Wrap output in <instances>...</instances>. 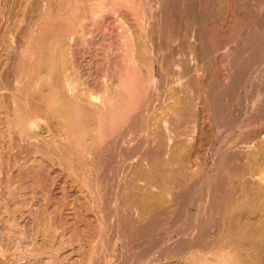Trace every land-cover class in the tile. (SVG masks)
Masks as SVG:
<instances>
[{
  "label": "rangeland",
  "instance_id": "374dc122",
  "mask_svg": "<svg viewBox=\"0 0 264 264\" xmlns=\"http://www.w3.org/2000/svg\"><path fill=\"white\" fill-rule=\"evenodd\" d=\"M114 1L115 0H105L102 8L109 9ZM176 1H178L177 5L180 9L178 14L170 11L168 13L170 16L165 15L162 13L161 7L158 6L157 9H160V12L156 11L157 15H155L154 25H156L155 28L158 29L157 35H159L157 40H160V42L164 44V58L162 60L163 71L157 75V85L160 86L159 88H167V80L174 73V68L171 63V50L178 40L176 35L171 31V28L176 24L181 25L183 29L182 33L185 31L189 34H187L189 43L185 48V62L187 68H189L188 77L190 80L195 81L202 93V97L197 103L198 111L201 112H199V115L201 114L200 121L202 123L199 122L196 125L194 139L200 142V140L205 141L212 137L213 139H217V142H219V140L230 141L237 132V135L242 131L243 134L246 133V130H239V128L234 130L235 134L231 133V135H229V133H227L231 126L238 125L240 122H243L242 124L250 123L247 126L248 128L252 126L254 129H257L254 131L263 132L264 123L261 122L263 121L262 118H264V8L262 9L264 0H256L258 2H252L254 0ZM133 2L136 3L135 0H125V4L130 6ZM93 3L94 2L90 3L92 5L89 4L90 11L95 8V4L93 6ZM252 3L255 4L252 5ZM107 4H110V6H106ZM47 5L48 2H46V0H0V238L4 240V247L7 249L5 252L7 255H3V257L0 255V264H92V261L88 260L90 254L95 253V256L99 255V258L103 257L102 259H107L112 252L111 249L115 247L117 241L116 247L119 250L115 252L116 255L115 258L112 259L113 262L109 261L108 263H103L125 264V260L127 259V264H131L137 258L142 259L145 257L144 255H139L140 257L134 259L133 255L137 256L138 249L141 250L144 246L150 245V240L146 236L147 239H145L143 235L136 238L137 240L135 238L132 240L130 239V243H127L128 250L125 256L129 254L132 255L123 259L124 256L121 255L124 250L121 245L123 241V236L121 235V230L123 228L121 222L123 219L122 216L130 212L134 218L139 217L138 205L131 206L128 200V197L132 196V193L135 192L132 188H129V186L133 183L140 187L144 185L145 189H151L150 191H154L153 193L156 194H163V196L169 200L171 197L170 182H167L165 186H161L162 181H160L159 175L153 171L155 169L152 166L151 160L156 157H158L156 158L157 161L160 160L165 163L167 160H170L168 161L170 163L168 167L171 169L175 168L177 164L170 159L173 150L175 148H181V152L189 154L191 152L190 147L192 146V141L189 139V132L179 136L175 135L171 130L165 131L162 128L157 129V131L153 129L150 130V132L144 130L140 135L142 136L143 133L146 135L143 134L142 137L139 135L137 139L133 132L141 125V122L133 116V113H130V115H127L128 117L125 118V125L123 123L120 127H115L113 124L110 126V123L106 121V124L104 122L102 126V130H96V132L100 131L99 133L102 134L100 143H102V141L103 143L99 146L103 152L102 155L98 156L95 163L96 169L98 170V168H100V171L98 172L96 170L95 172L94 169L88 170L89 167H94L89 163L88 166L81 167L79 160L74 155V149L78 148L77 146L80 145V139H78L80 138V130H77L78 132L70 130V135L68 137L65 131L68 130V128L65 126L64 129H62L60 127L61 125L57 126V119L46 116V114H40L41 117L38 115V118L40 117L42 121L40 118H35V116L33 119L27 121V125L24 128H21L18 123L17 114L16 112L14 113L15 107L13 106V98L10 97V95L11 92L16 91L18 87L22 88V86L29 82L32 84H34V81L38 82L35 83L33 87L40 86L41 84V80H38L36 77V69H40L42 65L41 68L46 66L44 65L46 63V58L42 65L38 64L40 62L36 63V61L38 55L44 56L42 52L46 49L44 51L41 50L40 53L39 49L36 51L37 49L35 48H37V46L35 45V48H33L35 49L34 56L31 54L33 53L31 52V47L33 46L30 45L29 51L28 44H31L29 37L30 40H32L41 35L39 32L40 26L45 25V22L49 19L45 14L46 12L48 14L47 8H49V5ZM255 6L258 9H256ZM86 20L87 21L82 23L83 28L85 32H90L91 30L90 35L87 33V36L85 34L84 37L75 38L71 41L70 46L72 47L69 48L70 50L64 54H66L65 56L67 57L70 55L68 59L69 61L71 60V65H76L72 66L73 69H77V71L80 70V73L83 72H81L82 68L83 70H88V72L91 73L90 76L92 79L91 77L87 78L89 81L92 80L90 82H94L96 81L95 78L101 79L102 77H107L109 71L112 69L110 68V66L112 67V63L110 64V62L114 60L112 57L114 56L113 58H116V54L121 51V46H119L120 44L118 43L119 36L114 29V27L117 28L120 23L117 22L118 24L113 27L110 26L112 24L111 21H109L111 24L108 23V19L106 21L109 26L105 21L93 24L90 17ZM168 20L169 22H167ZM147 22H149L148 19H146V24ZM170 22L172 24H170ZM95 26L97 28H95ZM101 26H103L104 29L101 28ZM105 26H107L106 29ZM224 26H226V28ZM98 27L100 28L98 29ZM92 29L95 32H93ZM127 30L128 26L125 22V40L130 42L134 39V35L130 30ZM248 31H253L254 33ZM240 35L242 37H240ZM83 38H85V40ZM241 38L245 39L243 43L242 41L244 39L242 40ZM240 39L241 42H239ZM76 40H79L81 43ZM83 40L84 42H82ZM114 42L115 45L113 44ZM210 42L212 44H209ZM76 47L77 49H74ZM112 48L114 50L113 52ZM226 49L228 50L226 51ZM106 53L109 56H107ZM125 53H128L126 49ZM64 54L60 52L59 56L63 57ZM30 56H34V61L30 59ZM71 58L75 59L72 60ZM126 58L127 55H125V59ZM225 61L226 63H224ZM77 63L79 64L77 65ZM36 65L40 66L36 67ZM106 65L108 67H106ZM226 66L227 68L224 71ZM167 69L168 72L166 71ZM253 75L254 78L252 77ZM249 78L258 81L253 82V80ZM158 80L161 81L159 82ZM250 80L253 84H250ZM150 82V79L145 80V94H143L142 99L139 101L140 104L146 103L155 92L154 85L152 82L150 84ZM184 98L185 95L183 93L177 94L174 96V103L171 102L170 104L179 107V105L181 106L183 104ZM12 111L16 116L13 115ZM167 116L169 121H174L177 117H175V115L173 116L174 118L169 115H166V117ZM212 121H214V123ZM215 121L219 123H215ZM209 124L213 126H209ZM104 125H107L105 128H108L105 129ZM211 126L212 129L210 130ZM258 128L260 130H258ZM124 131L126 134L128 133L127 135L129 136L127 138L126 135L125 139H127L128 142L131 140L130 142L132 144L131 145L130 142L128 143L129 145L125 143V149L130 148L126 154L131 155L134 152L136 153V157L125 161V166L119 167V162L115 160L116 155H118L116 154L118 153V147L114 145L112 138ZM105 133H107V135ZM76 134H78V136ZM214 135L216 138L213 137ZM201 136H203V138ZM104 137L106 141L103 140ZM156 147H159L158 151H156ZM114 149H116V151ZM104 150L106 151L104 152ZM193 153L192 155L195 158L190 155L192 157L190 159V165L192 166L191 169L193 168V175L198 176L201 172L202 164L204 168L207 169L215 159L213 158V153L206 150L205 147L199 146V150ZM106 154L108 158L103 157V155L106 156ZM110 157H112V160H110ZM192 159H195L196 163L194 160L192 161ZM68 161H70V164ZM102 161L106 163L103 164ZM149 167L151 170H149ZM113 170H117L115 173L118 175L115 174ZM111 172H113V174ZM224 175V178L227 180V173L225 172ZM110 176L111 178L114 176L113 180ZM151 176H155V179L150 183L149 179H151ZM144 180L145 182H143ZM108 181L112 182V184H107L110 183ZM254 181L257 184H262V182H259V178H254ZM158 183L161 184L160 189L158 188ZM156 184H158V187H156ZM152 187L154 188L152 189ZM124 198L126 202L123 203L122 201H124ZM253 208V210L256 211L260 209L264 211V204L261 205L260 203V209L257 208L258 210L255 209V207ZM102 228L103 230H100ZM176 239L177 236L174 235L173 241ZM128 245H130V247ZM129 248H131V252ZM260 258V261L257 259L258 264L264 263L263 258ZM170 259L172 258L160 259V261H153L150 264H159ZM117 260L119 262H117ZM191 261L192 260L187 261L188 263L185 262L184 264H193L194 262L191 263Z\"/></svg>",
  "mask_w": 264,
  "mask_h": 264
},
{
  "label": "bare ground",
  "instance_id": "6f19581e",
  "mask_svg": "<svg viewBox=\"0 0 264 264\" xmlns=\"http://www.w3.org/2000/svg\"><path fill=\"white\" fill-rule=\"evenodd\" d=\"M104 1L105 0H46V2H48L49 6H47L49 8H47L48 14L47 12L45 14L49 19L47 22H45V25L40 26L39 32L41 35L39 34V37L36 36L38 38H33L32 40H30L29 37V41H31V44H28L29 51L30 45L33 46L31 47V52H33L31 54L33 55L35 49H37L36 51H38L39 49L40 53L41 50L44 51L46 49L44 52H42V54L44 53V56L38 55L36 61V63L40 62L38 64L42 65L44 59L46 58V63L44 65H46L47 67L45 66L46 68H41L43 66L42 65L40 69H36V77L38 80H41V84L40 86L33 87L35 83H38L37 81H34V84L29 82L26 85L22 86V88H19L16 85L19 89L17 88V90L11 92L10 95V97L13 98V106L15 107L14 113L16 112L17 114L19 125L21 126V128H24L27 125V121L33 119L35 116V118L39 119L41 117L40 114H46V116H50L53 117V119H57V126L61 125L60 127L62 129H64L65 126L68 128V130H65L67 132L68 137L70 135V130H80V138H78L80 139V145L77 146L78 148L74 149V155L79 160L81 167L88 166L89 163L94 167H89L88 170L94 169L95 172L97 170L95 163L98 159V156L102 155L103 152L99 146L103 143V141L102 143H100L102 134L99 133L100 131L96 132V130H102V126L104 122L106 124V121L110 123V126L111 124H113L115 127H120L123 123L125 125V118L128 117L130 113H133V116L141 122V125H139V127L133 132L135 133L136 138L137 136L139 138V135L144 130H148V132H150V130L155 129L157 131V129L161 128L165 131L171 130L175 135L179 136L183 134L185 135L187 134V132H189V139H191L192 141V146L190 147L191 152L189 154H184L183 152H181V148H175L172 152V155L170 156L171 161L177 164L175 168L171 169L168 167V165H170L168 161L170 160H167L166 163L161 162L160 160H158L160 161L158 162L156 159L158 157L151 160L152 166L155 169L153 171L157 175H159L160 181H162V185L159 184V182V187L158 184H156V187L160 189L161 186H165L167 182H170L171 197L169 200L168 198L164 197L163 194H156L153 193L154 191L151 192V189H145L144 185H141L143 187H140L137 184L133 183L129 186V188H132L135 192L132 193V196L128 197V200L130 201L131 206L138 205L139 217L137 216L138 218H134L133 215L130 214V212H127L122 216L123 219L121 222L123 228L121 230V235L123 236V241L121 242L120 240V242L122 247L124 248V250L122 251L123 254H121L122 256H124L123 259H125V257L127 256L132 255L126 254L127 256H125V253L128 250L127 243H130V239H136L139 238V236L143 235L144 237L146 236L150 240V245L144 246L141 250L138 249L136 254L137 256L133 255L134 257H132L134 259H136V257H140L139 255H144L145 257L142 259L137 258L135 261H133L132 258L131 260L133 262L131 264H150L153 261L157 262L158 260L160 261V259L164 260L165 258L169 257H171L172 259L163 263H158L184 264L185 262L188 263L187 261L192 260L191 263L194 262L193 264H258L257 259L259 260V258L262 257L264 260V211L260 209V203L261 205L264 204V131H254L257 129H254V127L252 126L249 128L247 127L250 124L249 122V124H242L243 122H240V124L238 125H235L233 127L231 126L230 130L228 129L229 132L227 131V133H229V135H231V133L235 134L234 130H236L237 128H239V130H246V133L243 134L242 131L239 133V135H237V132V136H233L234 138L230 141L219 140V142H217V139H213L212 137H210L208 138V140L204 141L202 139L203 141L200 140L199 142L198 140L197 142L194 139V132L196 131V125L199 122L202 123L200 121L201 114L199 115L200 111H198L197 104L198 100H200L202 97V93L197 87L195 81L190 80L188 77L189 68H187L185 62V48L188 46L189 43L187 36L188 33H186L185 31L184 33H182L183 29L181 25L176 24L177 26L173 25L171 28V31L176 35L178 42L176 41L177 43L172 47L171 50V63L172 67L174 68V73L170 78L168 76L169 79L167 80V88H159L160 86L157 85L156 79L157 75L163 71L162 60L164 58V44L160 42V40H157L159 35H157L158 29H156V25H154L155 15H157V12H160V9H157L158 6L161 7V11L165 15L170 16L168 14L170 11H173V13L178 14L180 11L177 5L178 1L135 0L136 3L133 2L134 4L132 3V5L130 6L128 4H125V0H115L113 4L111 3L112 6L109 9H103L102 5ZM258 1L254 0L252 2ZM92 2H94L93 6L95 4V8L90 11L89 4ZM253 4L255 3H252V5ZM108 5L110 6V4H107L106 6ZM258 6L261 7L260 5ZM263 8L264 6H262V9ZM256 9L258 8L256 7ZM88 17H90L91 22L93 24H97L101 21H105V23L107 24V19L108 23H110L109 21H111L112 24L110 23V26L113 27L118 24L117 22L120 23L118 24L117 28L114 27V29L119 36L118 43L120 44L119 46H121V51H118L119 53L116 54V58H113L114 56L112 57V59H114L112 60V62H110V64L112 63V67L110 66V68L112 69H109L110 71L107 77H102L101 79L95 78L96 81L94 82H90L92 80L89 81L87 77H91V73H89L88 70H83L82 65V73L79 72L80 70L77 71V69H73L72 66L75 64L71 65V60L69 61L68 59L70 55H68L67 57L65 56L66 54H64L67 53L68 50H70L69 48L72 47L70 46L71 41H73L75 38L84 37L85 34L87 36V33L90 35L91 30L90 32H85L82 24L84 23V21H87L86 19ZM145 18L149 20L147 24ZM125 22L128 26V30H130L131 33L134 35V39L130 42L125 40ZM167 22H169V20ZM170 24L172 23L170 22ZM96 26L95 28H97ZM224 27L226 28V26ZM99 28L100 27H98V29ZM101 28H103V26H101ZM106 28L107 26H105V29ZM93 32L95 31L93 30ZM240 37L242 36L240 35ZM114 38L113 40L115 41L116 38ZM83 39L85 40V38ZM241 39L239 42H241ZM84 40L82 42H84ZM76 41L80 42L79 40ZM244 41L245 39L242 41V43ZM113 44L115 45V42ZM209 44L212 43L210 42ZM35 45L37 46V48L34 47ZM74 49H77V47ZM125 49L128 53H125ZM227 50L228 49H226V51ZM113 51L114 50L112 48V52ZM60 52L64 54L63 57L59 56ZM125 55H127L126 59ZM34 56H30V59L33 60ZM107 56L109 55L107 54ZM224 63H226V61ZM78 64L79 63H77V65ZM38 66L36 65V67ZM106 67L108 66L106 65ZM226 68L227 66L224 68V71ZM166 71L168 72V69ZM252 77L254 78V75ZM148 79H150L152 84L154 85L155 92L152 94V96H150L146 103L140 104L139 101L142 99L143 94H145V80ZM251 80H253V82L258 81H254V79ZM251 80L250 84H253V82L251 83ZM182 93L185 95V98L182 102L183 104L181 106L179 105V107L174 106V104L171 105V102L174 103V96ZM14 113L13 115L16 116V114ZM38 115L40 116L39 118ZM166 115H169L171 117L175 115V117H177L174 121H169V118L168 116L166 117ZM262 119L263 121L261 123H264V118ZM212 122L214 123V121ZM216 122L217 121H215V123ZM210 125L212 124H209V126ZM106 126L104 125V128ZM212 126L210 130L212 129ZM258 130L260 129L258 128ZM78 134L76 135L78 136ZM105 134L107 135V133ZM127 134L124 131L120 134L115 135L112 138L114 145L118 147V153H116L118 155H116L115 160L119 162V167L125 166V161L136 157V153L134 152L131 155L126 154V152L130 148L125 149V143L129 145L128 143L131 141L130 140L128 142L127 139H125ZM105 137L103 138L104 141H106ZM128 137L129 136L127 135V138ZM201 137L203 138V136ZM213 137H215V135ZM194 142H196L198 145ZM199 146L205 147L206 150L212 152L215 161H213L207 169L204 168L202 164L201 172L199 173L200 175L198 174V176H194L192 170L193 168L191 169L192 166L190 165V159L192 158L190 155H192L193 152L199 150ZM159 147H156V151L159 150ZM116 149L114 150L116 151ZM106 150H104V152ZM103 157H107V154L106 156L103 155ZM193 158L195 157L193 156ZM110 160H112V157H110ZM193 160L194 162L196 161L195 159H192V161ZM68 162L70 164V161ZM102 162L103 164L106 163L104 161ZM99 169L100 168H98L97 170L98 172L100 171ZM149 170H151L150 167ZM113 171L114 173L117 172V170ZM225 172L228 176L227 180L224 178ZM111 173L113 174V172ZM113 177L111 178L110 176L112 180ZM150 178L151 179H149V182L151 183L155 179V176H151ZM254 178H259V182H262V184L255 183ZM143 182H145V180ZM107 184L111 185L112 182ZM153 188L154 187H152V189ZM122 202H126L125 198ZM253 207H255V209L258 208L260 210H253ZM100 230H103V228ZM174 235L177 236V239L175 241H173ZM146 237L145 239H147ZM117 243L115 244V247L111 249L112 252L109 257L107 256V259H102L103 257L99 258V255L95 256V253H92L90 254L88 260L92 261V264H104L103 262L108 263L109 261H112V259L115 258V252L119 250L116 247ZM4 246V240L0 238V255L2 257L3 255H7L5 253L7 249H5ZM128 246L130 247V245ZM129 249V251L131 252V248ZM126 261L127 259L125 260V264H127ZM117 262L119 261L117 260Z\"/></svg>",
  "mask_w": 264,
  "mask_h": 264
}]
</instances>
